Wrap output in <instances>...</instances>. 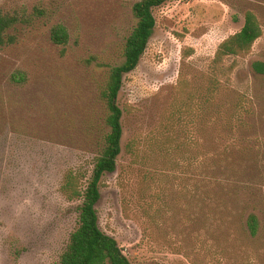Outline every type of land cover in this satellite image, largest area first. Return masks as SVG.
<instances>
[{
  "label": "rangeland",
  "instance_id": "374dc122",
  "mask_svg": "<svg viewBox=\"0 0 264 264\" xmlns=\"http://www.w3.org/2000/svg\"><path fill=\"white\" fill-rule=\"evenodd\" d=\"M137 1L0 0L25 19L0 47V264L59 261L79 203L62 192L64 176H90L102 148L99 91L124 59ZM247 11L263 35L215 67ZM154 14L119 93L122 152L101 181L100 226L132 264H264V75L253 69L264 61V0H169ZM58 23L70 33L64 47L51 40Z\"/></svg>",
  "mask_w": 264,
  "mask_h": 264
},
{
  "label": "trees",
  "instance_id": "16d2710c",
  "mask_svg": "<svg viewBox=\"0 0 264 264\" xmlns=\"http://www.w3.org/2000/svg\"><path fill=\"white\" fill-rule=\"evenodd\" d=\"M167 1L169 0H140L133 6L137 24L124 44V59L110 68L99 91L100 99L107 109L106 124L109 128L103 137L102 148L94 157L90 176L87 177L82 169L70 168L61 186L67 199L79 203L76 226L70 232L57 264H132L118 240L101 228L97 204L102 196V178L106 173L115 171L122 152L123 110L118 98L125 75L138 66L148 47L157 24L154 9ZM24 20V15L9 13L0 8V47L15 41L14 30ZM262 35L263 27L258 16L253 11H247L242 28L220 43L213 60L214 66L222 65L227 56L236 57L249 52ZM51 40L63 47L68 45L70 40L68 28L62 23L55 24L51 29ZM253 69L264 75V61H255ZM214 80L217 83L219 79H212ZM219 84L213 88L212 84H209L207 88L202 103V108H206V112L212 99L210 91L216 90ZM233 109L236 114L240 113L243 110V101H238ZM260 225L259 216L256 213L249 214L247 226L251 235L256 236L259 233Z\"/></svg>",
  "mask_w": 264,
  "mask_h": 264
}]
</instances>
